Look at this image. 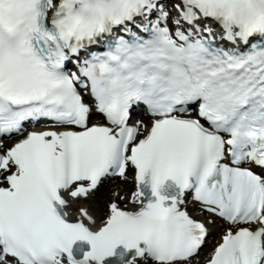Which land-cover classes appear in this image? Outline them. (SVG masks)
<instances>
[{"label": "snow or ice", "instance_id": "obj_1", "mask_svg": "<svg viewBox=\"0 0 264 264\" xmlns=\"http://www.w3.org/2000/svg\"><path fill=\"white\" fill-rule=\"evenodd\" d=\"M0 264H264V0H0Z\"/></svg>", "mask_w": 264, "mask_h": 264}, {"label": "bare ground", "instance_id": "obj_2", "mask_svg": "<svg viewBox=\"0 0 264 264\" xmlns=\"http://www.w3.org/2000/svg\"><path fill=\"white\" fill-rule=\"evenodd\" d=\"M108 186H111L110 182H109V185ZM105 191H107V189H105Z\"/></svg>", "mask_w": 264, "mask_h": 264}]
</instances>
